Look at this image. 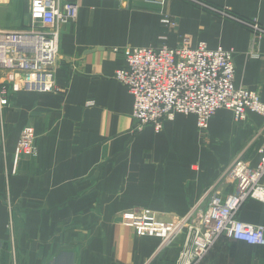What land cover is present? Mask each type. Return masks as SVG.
<instances>
[{"label":"crops","instance_id":"0c3cea01","mask_svg":"<svg viewBox=\"0 0 264 264\" xmlns=\"http://www.w3.org/2000/svg\"><path fill=\"white\" fill-rule=\"evenodd\" d=\"M256 20L264 27V0H197ZM78 20L60 28L58 93L18 92L5 117L6 154L0 152V264H177L187 237L169 243L138 236L122 225L125 212L178 222L213 196L236 189L227 174L242 161L256 168L264 148V118L237 123L219 110L207 130L195 115L177 114L160 132L138 130L134 98L114 80L121 49L191 47L235 51V86L264 103V39L189 0H80ZM27 0H0V33L31 29ZM120 49V53L115 51ZM5 76L10 73L3 72ZM33 127L39 155L14 151ZM261 184L264 186V176ZM13 205L16 247L9 239ZM238 220L264 227V203L246 201ZM201 264H264V246L220 237Z\"/></svg>","mask_w":264,"mask_h":264},{"label":"built area","instance_id":"2783aa9c","mask_svg":"<svg viewBox=\"0 0 264 264\" xmlns=\"http://www.w3.org/2000/svg\"><path fill=\"white\" fill-rule=\"evenodd\" d=\"M30 3L32 30L22 33H0V134L4 141L9 90L45 94L58 91L54 71L58 63L57 32L62 25L76 22L80 0H27ZM124 3L128 0H115ZM203 8L216 11L250 29L257 40L264 39V27L256 20H246L196 0ZM40 26L50 32H37ZM39 28V27H38ZM115 51L119 52L118 49ZM125 67L115 79L134 97L133 118L138 130L151 125L156 132L177 114L195 115L201 131L207 130L211 119L222 109L231 111L237 123L246 122L250 113L264 118V103L256 92L235 86V51L222 47L211 50L205 43L192 48L189 38L178 47L127 48L123 51ZM8 72L9 76L2 73ZM15 73L12 78L11 74ZM35 135L27 127L17 145L15 161L22 153L37 154ZM3 144L0 143V147ZM256 168L240 161L227 177L235 183V191L226 197L213 196L205 211L197 208L181 222L167 223L147 214H124L125 226L141 236H157L165 243L189 228L187 242L177 264H201L220 237H229L248 245L264 246V227H254L238 220V212L249 199L264 203V148ZM193 219L191 221L190 219ZM13 213L11 223L13 226ZM13 249L14 247V241Z\"/></svg>","mask_w":264,"mask_h":264},{"label":"rangeland","instance_id":"374dc122","mask_svg":"<svg viewBox=\"0 0 264 264\" xmlns=\"http://www.w3.org/2000/svg\"><path fill=\"white\" fill-rule=\"evenodd\" d=\"M197 1V0H196ZM127 2V1H126ZM125 2V3H126ZM198 2H201V1H198ZM202 3V2H201ZM197 6H199V7H201L200 5H199V3H195ZM203 4H205V3H203ZM206 5V4H205ZM208 7H212V8H214V9H218V10H224V9H220V8H218V7H213V6H211V5H208ZM203 8V7H202ZM206 9V8H205ZM206 10H208V11H210V12H212V13H214V14H216L217 16H219L220 18H222V19H225L223 16H221L219 13H217L216 11H213V10H209V9H206ZM227 20H229V21H232V20H230V19H227ZM232 22H234V21H232ZM74 23V22H73ZM236 23V22H235ZM71 24V23H70ZM69 25V24H68ZM62 26H67V25H62ZM62 26H60L59 27V29H58V33H59V42H58V48H59V51H58V63H57V67H56V69L58 68V66H59V56H60V28L62 27ZM39 27V28H38ZM37 27V32H50V31H52V30H46V29H44V28H42V27H40V26H38ZM30 30H32V27H31V29ZM29 30V31H30ZM187 38V37H186ZM184 39H185V37H184ZM184 39L182 40V42L184 41ZM181 42V43H182ZM202 43H204V42H202ZM206 44V43H205ZM207 45V44H206ZM163 46H167V45H163ZM162 46V47H163ZM179 46V45H178ZM177 46V47H178ZM168 47H170V46H168ZM198 47V46H197ZM207 47H208V45H207ZM131 48H134V47H131ZM138 48H144V47H138ZM161 48V47H160ZM173 48V47H172ZM209 48V47H208ZM125 49H127V48H125ZM125 49H118V50H120L121 51V53H122V55H123V58H124V53H123V51L125 50ZM153 49H155V48H153ZM159 49V48H158ZM210 49V48H209ZM212 50V49H211ZM216 50V49H215ZM120 51H119V53H120ZM125 67V58H124V66L123 67H121V68H124ZM121 68H119V69H121ZM56 69H55V71H54V79H55V82H56V77H55V73H56ZM118 69V70H119ZM117 70V71H118ZM116 71V72H117ZM116 72H115V74H116ZM11 76H12V78H14L15 77V73L12 75L11 74ZM114 80H116L115 79V75H114ZM117 81V80H116ZM118 82V81H117ZM56 85H57V82H56ZM123 85V84H122ZM57 88H58V91H55V92H52V93H58L61 89L59 88V86L57 85ZM127 88V87H126ZM128 90V89H127ZM129 91V90H128ZM19 92H21V91H19ZM22 92H25V91H23L22 90ZM16 93H18V92H14L13 90H12V87H10V90H9V102H10V106H11V98H12V96L13 95H15ZM29 93V92H28ZM130 93V92H129ZM45 94H47V93H45ZM49 94V93H48ZM131 94V93H130ZM132 95V94H131ZM133 96V95H132ZM134 98V97H133ZM134 102H135V100H134ZM10 106H9V108H10ZM8 108V109H9ZM8 109H6V111H5V116H4V122L6 121L5 120V117H6V113H7V111H8ZM133 113H134V109H133ZM135 120V119H134ZM137 123V122H136ZM166 123V122H165ZM148 126H151V125H148ZM30 127V126H29ZM153 127V126H152ZM164 127V126H163ZM27 128V127H26ZM25 128V129H26ZM31 128H33V127H31ZM154 128V127H153ZM24 129V130H25ZM24 130L22 131V133H21V136H20V139H21V137H22V134H23V132H24ZM33 130H34V135H35V140H34V143H35V145L37 146V154H35V155H25V153H22L21 154V157L19 158V160L16 162L15 161V152H16V148H17V145H18V143H19V141H20V139H19V141H18V143H17V145H16V147H15V151H14V163H15V173L17 172V168H18V165H19V162L23 159V158H30V159H36L37 157H38V155H39V147H38V144H37V138H38V136H37V134H36V132H35V129L33 128ZM155 130V129H154ZM140 131V130H139ZM1 134H0V143H2L3 145L0 147V152L3 154V155H5L6 154V149H5V146H6V139H7V134H6V122H5V135H4V137H5V139H4V141H2V139H1ZM13 210H14V207H13V205L9 202V215H10V217H9V223H8V232H9V239H10V241H11V245H12V248H13V243H12V240L14 241V247H16V233H15V221L13 222V226H12V228H11V226H10V223H11V213H13ZM125 213H127V212H125ZM125 213H123L122 214V218H121V222H122V225H124L125 224V222H124V214ZM132 213H134V212H132ZM135 214H138V213H135ZM138 215H141V214H138ZM151 215H153V216H155L156 217V215H154V214H151ZM13 219H14V213H13ZM158 219V218H157ZM158 220H161V219H158ZM183 219H181V220H179L178 222H181ZM191 221H193V219L191 218L190 219ZM161 221H163V222H167V223H175V222H168V221H165V220H161ZM125 226V225H124ZM127 227V226H126ZM130 228V227H129ZM133 229V228H132ZM135 232H136V234L138 235V236H141V235H139L138 233H137V231L135 230V229H133ZM183 230H186V232H187V236H188V234H189V228L187 229V228H184ZM182 230V231H183ZM181 231V232H182ZM180 232V233H181ZM142 237H145V236H142ZM147 237H155V238H158V239H160L161 240V242L163 243V244H166L165 243V240L164 239H162V238H159V237H157V236H147ZM177 237V236H176ZM186 239H187V237H186ZM171 241V240H170ZM169 241V242H170ZM169 242H167V243H169ZM187 242V240H185V243ZM185 245V244H184ZM185 247V246H184ZM184 247H183V249H184ZM183 249H182V251H183ZM13 251H14V249H13ZM182 251H181V253H182ZM181 253H180V255H181ZM180 255H179V257H180ZM179 259V258H178ZM177 262H178V260H177ZM12 264H18V260L16 259V257H14L13 258V261H12Z\"/></svg>","mask_w":264,"mask_h":264}]
</instances>
